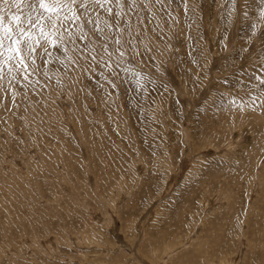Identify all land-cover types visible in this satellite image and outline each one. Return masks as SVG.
Masks as SVG:
<instances>
[{
	"label": "rangeland",
	"instance_id": "obj_1",
	"mask_svg": "<svg viewBox=\"0 0 264 264\" xmlns=\"http://www.w3.org/2000/svg\"><path fill=\"white\" fill-rule=\"evenodd\" d=\"M13 13L42 46L0 49V264H264V0Z\"/></svg>",
	"mask_w": 264,
	"mask_h": 264
},
{
	"label": "snow or ice",
	"instance_id": "obj_2",
	"mask_svg": "<svg viewBox=\"0 0 264 264\" xmlns=\"http://www.w3.org/2000/svg\"><path fill=\"white\" fill-rule=\"evenodd\" d=\"M6 4L8 0H3ZM106 0H87L88 5H96L99 7L105 6ZM24 3V0H13V4L19 8ZM71 4H75L76 0H70ZM38 7L43 9L47 13H53L57 8L63 7L65 5V0H37ZM86 7V6H85ZM107 11L111 12V9H107ZM75 15V14H74ZM78 18V17H77ZM41 18H37L36 21L29 20L28 23L31 25V28H36L40 23ZM48 23L50 27H55L56 21L53 20L52 16H48ZM4 17L0 16V31L3 32V37L0 38V49L5 47V39L9 40L11 43L7 47L6 51L9 53H15V55L19 58L20 64L24 65L25 68L28 66L24 64L25 53L31 54L36 51V46H42L40 39H34L32 35H30L29 31L26 30L25 27L20 26V16L16 13L12 14V20L17 25V33L16 36H13V29L3 23ZM41 39H47V34L44 32L43 27H41ZM53 44L56 43L55 40L52 41ZM11 59V56L8 57Z\"/></svg>",
	"mask_w": 264,
	"mask_h": 264
}]
</instances>
